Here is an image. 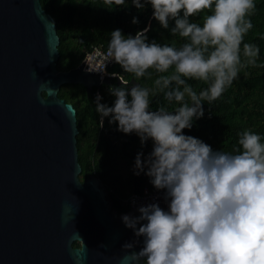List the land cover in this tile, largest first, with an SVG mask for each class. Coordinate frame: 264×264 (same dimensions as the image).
Wrapping results in <instances>:
<instances>
[{
  "label": "clouds",
  "instance_id": "obj_1",
  "mask_svg": "<svg viewBox=\"0 0 264 264\" xmlns=\"http://www.w3.org/2000/svg\"><path fill=\"white\" fill-rule=\"evenodd\" d=\"M126 4L127 0H117ZM137 9L151 5L152 18L164 29L186 38L158 43L148 38L151 23L135 35L111 31L104 60L87 64L86 72L107 73L118 63L136 78L158 75L152 87L109 86L111 105L95 96L99 123L135 133L141 144L133 174H144L162 198L139 204V215L122 214L135 240L126 242L125 264H264V133L246 127L237 132L232 150L214 149L187 134L195 120L230 87L242 69L256 66L258 43L245 41L254 27L257 0H131ZM208 10V11H205ZM203 13L202 22L190 19ZM132 23H139L133 16ZM171 70V71H169ZM190 80L207 86L197 91ZM163 93L165 104L151 107V97ZM175 102V103H173ZM151 141L147 154L143 146ZM76 180L80 183L78 176ZM133 204L136 200L133 199ZM83 242V239H81ZM84 245V242H83Z\"/></svg>",
  "mask_w": 264,
  "mask_h": 264
},
{
  "label": "water",
  "instance_id": "obj_2",
  "mask_svg": "<svg viewBox=\"0 0 264 264\" xmlns=\"http://www.w3.org/2000/svg\"><path fill=\"white\" fill-rule=\"evenodd\" d=\"M59 44L40 0H0V264H125L141 245L123 249L136 237L108 189L80 180L76 110L58 97L63 85L88 94L117 77L86 72V59L58 70Z\"/></svg>",
  "mask_w": 264,
  "mask_h": 264
},
{
  "label": "trees",
  "instance_id": "obj_3",
  "mask_svg": "<svg viewBox=\"0 0 264 264\" xmlns=\"http://www.w3.org/2000/svg\"><path fill=\"white\" fill-rule=\"evenodd\" d=\"M40 3L56 22L60 40L57 68L60 71L76 68L95 47L107 50L111 31L116 28H120L125 35L134 36L138 30L151 23L147 33L150 41L155 39L161 44L175 42L176 46H180L186 39L170 32L174 21H170L169 29H164L152 18L151 5L141 10L132 5L131 0H127L126 4H118L117 0H40ZM133 16L138 17L139 23H132ZM202 16L203 13L190 19L202 22ZM251 19L254 27L245 35V41L259 44L258 64L242 69L221 97L211 103L205 101L204 116L195 120L191 129L182 130L203 139L214 149L232 150L238 139L237 132L246 127L264 133V0H257L256 11ZM148 71L152 73L151 76L136 78L133 73L125 72L118 63L107 69L108 73H117V77L128 80L129 85L126 87L129 88L132 86L131 80L142 86H154L153 81L161 73L154 69ZM189 82L197 91L207 86L202 81ZM120 84L117 78L113 79L112 85ZM108 89L101 86L87 94L80 85L66 84L60 88L58 97L72 104L76 110L80 180L90 175L97 177L109 191L113 210L125 214L131 209L122 205L123 199L131 194H139L144 189H155L146 175L133 174L135 156L142 147L139 137L135 133L118 131L116 123L109 124L107 117L103 126L99 123L95 96L99 92L103 97L102 102L111 105L115 98ZM160 104H165L170 110L173 107L168 104L163 93L151 97L152 108ZM151 147V141H148L143 146V152L147 154ZM73 246L79 247V243L75 242Z\"/></svg>",
  "mask_w": 264,
  "mask_h": 264
},
{
  "label": "built area",
  "instance_id": "obj_4",
  "mask_svg": "<svg viewBox=\"0 0 264 264\" xmlns=\"http://www.w3.org/2000/svg\"><path fill=\"white\" fill-rule=\"evenodd\" d=\"M106 51L107 50H103L102 48H98V47L93 48L90 52H88L86 54L85 58L83 59V61L86 59L85 66L87 67V64H89V65L99 64L101 61L104 60V55L106 54ZM114 64H115V62H109L107 64V69L109 67H111L112 65H114ZM98 74L101 76L100 73H98ZM109 76H111V77H117V75L116 76L109 75ZM119 79H121V78H119ZM154 197L157 198V199H159L161 204H164L162 198L159 196V194L157 193L156 190L149 191L148 189H144L139 194L138 193L137 194H131L127 198L123 199L122 200V205H124L126 207H129L130 209H134V206H139V204H141V203L149 202ZM133 199L136 200V203L135 204H133V202H132ZM165 207H166V205H165Z\"/></svg>",
  "mask_w": 264,
  "mask_h": 264
},
{
  "label": "flooded vegetation",
  "instance_id": "obj_5",
  "mask_svg": "<svg viewBox=\"0 0 264 264\" xmlns=\"http://www.w3.org/2000/svg\"><path fill=\"white\" fill-rule=\"evenodd\" d=\"M129 213V212H128ZM116 214L118 215V216H122V214H118V212H116Z\"/></svg>",
  "mask_w": 264,
  "mask_h": 264
},
{
  "label": "bare ground",
  "instance_id": "obj_6",
  "mask_svg": "<svg viewBox=\"0 0 264 264\" xmlns=\"http://www.w3.org/2000/svg\"><path fill=\"white\" fill-rule=\"evenodd\" d=\"M118 78V77H117Z\"/></svg>",
  "mask_w": 264,
  "mask_h": 264
}]
</instances>
